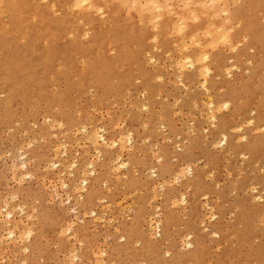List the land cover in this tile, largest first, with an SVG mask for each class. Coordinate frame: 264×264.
<instances>
[{"label":"rangeland","instance_id":"1","mask_svg":"<svg viewBox=\"0 0 264 264\" xmlns=\"http://www.w3.org/2000/svg\"><path fill=\"white\" fill-rule=\"evenodd\" d=\"M92 1L104 14L77 13L71 8L74 0H26L22 30L3 35L0 27V46H5L0 55V219L12 211L19 233L12 243L10 226L0 220V264H172L171 256L193 250L197 261L186 257L184 264H264V149L253 155L242 151L264 133L249 131L247 124L256 115L264 119V0H201L203 7L200 0L188 7L185 0H165L170 6L153 10V22L138 20L143 15L135 16L134 0ZM7 20V12H1L0 25ZM51 30L58 35L50 42L54 55L46 66ZM24 31L27 41H22ZM152 32L157 39L149 38ZM93 33L94 47L101 51L95 70L106 74L103 86L81 73L75 55L59 73V56L81 47ZM119 35L133 36L126 43L127 66L113 63L126 57L124 50H107ZM200 50L209 55L206 89L190 68L181 84L173 65L178 54ZM4 60L7 67L23 66L11 76L18 95L9 100ZM207 93L230 102L215 112L216 123H226V144L217 143L219 134L211 137ZM83 125L87 131L105 129L110 139L130 131L131 146L124 142L121 152L128 163L122 173L112 168L113 148L104 151L105 158L95 157ZM61 143L67 148L68 157L60 162L65 166L75 158L81 170L93 158L98 163L95 177L78 174L72 193L60 187V178L72 177L70 169L59 176L51 167L64 158ZM180 154L185 160L177 166ZM158 156L161 161H155ZM166 159L174 168L160 173ZM184 165L191 167L190 176L178 172ZM81 177L87 180L86 192L91 185L98 197L84 207ZM188 178L195 182L185 183ZM156 221L161 237L153 229ZM29 228L33 235L25 240ZM124 234L130 243L122 242ZM25 245L30 246L25 250Z\"/></svg>","mask_w":264,"mask_h":264},{"label":"bare ground","instance_id":"2","mask_svg":"<svg viewBox=\"0 0 264 264\" xmlns=\"http://www.w3.org/2000/svg\"><path fill=\"white\" fill-rule=\"evenodd\" d=\"M75 2L74 3H72V7L71 8H73L77 13H81L82 11H89L91 14H95L96 16H101L102 14H104V10H102V6L101 5H99V4H97V3H95V2H93L92 0H74ZM132 1V0H131ZM207 2H210L211 4L214 2L213 0H208ZM200 6H202L203 7V5L205 4V1H199V3H198ZM25 6L27 7V5H26V0H0V13L1 12H7V14H8V20L7 21H5L4 23H2L1 25H0V27H1V30H2V32H1V34H3V35H8V34H11V31L12 30H16V29H18V30H22V28H23V19H24V13H25ZM133 6L135 7V16L136 17H139V15L141 16V15H143V17L142 18H139L138 20L141 22L142 20H145V21H150V22H153L155 19H156V17L157 16H152L151 15V12L153 11V10H165V8H167L168 6H170V3L167 1H165V0H134L133 1ZM245 6H246V4H245ZM132 8V7H131ZM244 9H245V7H244ZM243 9V10H244ZM196 17V16H195ZM110 20V19H109ZM112 20V19H111ZM113 21V20H112ZM111 21V22H112ZM22 24V25H21ZM44 25H45V23H44ZM212 25L213 24H211V27H212ZM151 28H154L153 30L155 31V30H157V26L154 24V23H152L151 24ZM178 26V25H177ZM215 26V25H214ZM112 28V25L111 26H109V29H111ZM215 28H217L216 26H215ZM182 29V27H179V28H177L176 30L177 31H180ZM152 30V31H153ZM160 32H159V34H160V36H162L163 35V31H162V27H161V30H159ZM213 31H215L214 29H213ZM117 32H118V29H117ZM16 33V32H15ZM25 33H28L27 31H24V34L22 35V38H24V39H22V41H27L28 39H29V36L28 35H26ZM40 33V32H39ZM245 33V32H244ZM41 34V33H40ZM84 34L86 35L87 34V32H83V36H84ZM58 35V31L57 30H51V32H48V37L46 38V40H45V42L46 43H48L49 42V44L45 47V55H46V57H45V60H44V64L46 65V66H48V64H49V60L51 59V57L54 55L53 54V52H52V49H51V45H50V42H52V40H53V38H54V36H57ZM157 32H152V33H150L149 34V38H152L153 40H155V39H157L156 37H157ZM127 37V39H125V38H123V35H119V37H115L114 38V42L112 41V42H109L108 43V45H107V50H110V49H115V50H124V54L122 55L123 57H124V55H126V57H124V58H120L119 59V57H118V59L117 60H115L113 63H121V64H125L126 66L128 65V60H129V56L127 55V52H126V49H127V42L128 41H132L133 40V36H126ZM95 42H96V37H95V34L93 33V34H90V35H88V38H87V40H85L84 42H83V44L81 45V47H79V48H75L74 46V48L72 47L71 49L69 48V53H62V55H60L59 56V58H60V60H61V62L59 63V58H57L56 57V59L58 60V63L60 64V66H59V69L61 68V70H59L60 72V74L61 73H63L62 72V70H65V68H64V61L65 60H67L68 58H71V55H75V56H78V61L81 63V68H82V71H81V73H83V74H88V75H91V76H89V79L90 80H92L94 83L93 84H96L97 86H103L104 84H106V74H105V70L104 69H102L101 71H97V70H95V64H96V62L98 61V57H97V55H98V53L99 52H101L99 49H97V48H95L94 47V44H95ZM2 43L0 42V45H1ZM4 49H5V46H4ZM4 49H3V45L2 46H0V55L2 56V54L4 55ZM123 53V52H122ZM114 54V53H113ZM117 54V53H116ZM55 56H56V54H55ZM114 56V55H113ZM115 57V56H114ZM208 59H209V55L207 54V53H205V52H203V51H199L198 52V54L197 55H191V54H189V53H186V52H183L182 54H178V56H177V58H175V61L173 62V65H174V67H176L177 69H178V71L179 72H177V73H179V75H177L178 76V81H180L181 82V84H182V74H183V71L185 70V69H187V68H190V69H192V70H194V71H196L195 73L197 74V75H199L200 77H201V79H202V81H201V84H202V86H203V88L204 89H206V81H207V76H208V74H209V71H210V69H209V67H208V63H207V61H208ZM114 60V59H113ZM130 60H134V59H130ZM4 63H5V66L6 67H4V70H6L7 71V75H8V79H7V81L8 82H6V87H8L9 88V91H8V96H7V99L9 100L10 98H15L17 95H18V92L14 89V84H13V82H12V74L14 73V71H18V70H20L21 68H23V66L21 65V64H19L18 62H16L14 65H13V63H12V65H9V67H7V65H8V61H5L4 60ZM131 63V62H130ZM7 64V65H6ZM134 65V64H133ZM127 69V68H126ZM189 69V70H190ZM123 71V70H122ZM177 71V70H176ZM211 72V71H210ZM125 73V72H124ZM184 81L185 80H183V83H184ZM93 84H92V86H93ZM107 85V84H106ZM4 87V86H3ZM94 87V86H93ZM5 88V87H4ZM203 89V90H204ZM208 90V89H207ZM206 91V90H205ZM205 91H204V93H205ZM213 97V96H212ZM208 93H207V101H206V104H205V106H207V109H208V111H209V116H207L208 118H209V122H211L212 124L211 125H213L212 127H214V128H212V129H214V130H212V135H211V137L212 136H214L215 134H219L220 136V139L219 138H217V139H219V141L217 142L218 144H221V143H223V144H226V142H228V139H227V135H226V131H227V127H226V123L224 122V121H220L219 123H216L217 121H216V115H215V112L218 110V109H220V108H223V109H226L228 106H229V103H228V101H224V100H213V98H212ZM223 99V98H222ZM5 100H6V98H5ZM7 100V101H8ZM146 102V101H145ZM235 103V102H234ZM216 105H217V107H216ZM141 106H143V104L141 105ZM235 106V105H234ZM140 107V106H139ZM146 107V106H145ZM144 107V108H145ZM206 117V118H207ZM208 118H207V120H208ZM249 121H248V123L247 124H250L251 125V127H250V129H249V131H251V130H254V128H255V130H262V131H264V119H261V117L259 116V115H256L255 117H254V119L253 118H251V119H248ZM216 123V124H215ZM210 124V123H209ZM216 125V126H215ZM216 127V128H215ZM236 128H237V126H236ZM80 129H81V127H80ZM94 129V128H93ZM97 129H99L98 127H97ZM206 129V128H205ZM205 129L203 130V131H205ZM239 129H240V127H239ZM238 129V130H239ZM82 132H83V136L84 137H86V138H88V141H89V143L92 145V147H93V151H94V154H95V157H104L105 158V154H104V151L105 150H107V149H109V148H113L116 152H117V154L115 155V157L112 159V161H113V164H112V168L115 170V171H117V172H119L120 173V171H121V169H123V168H125L126 167V165L128 164V163H126V161H124V160H122V158H121V152H122V148L124 147V142L126 143V142H128L129 144L128 145H130V141H131V133H130V131H125L126 133H124L123 134V132L122 133H120L118 136H117V138H115V139H110V138H107L106 136H105V132H106V130L105 129H100V131H101V133L99 132V131H97L96 129L95 130H86V127H84V125L82 126V130H81ZM107 134V133H106ZM109 136V135H108ZM217 136V135H216ZM240 136H241V138L242 139H246V134L244 133V135H242L241 133H240ZM87 141V142H88ZM217 141V140H216ZM134 142H135V140H134ZM214 143V142H213ZM216 143V142H215ZM62 144V145H61ZM60 145V147L62 148V150L60 151L61 153H63V156H64V158H62V159H58V160H56L54 163H52V162H50V163H52L51 164V167L52 168H55L56 169V172H53V173H57L58 175L60 174H64V171L66 170V168L67 169H70V172H69V174H71L72 173V177L70 178V179H61L60 178V187L62 188V189H64L66 192H71L72 193V191L74 190V186H75V181H76V177H79L78 176V174H84V176H85V174H88V175H91L92 177H95V173H96V164H98V163H94V159L95 158H93L92 160H89L88 162H86V163H83V164H85V165H83L84 167L82 168V170L79 168L78 169V167H77V160H76V158H75V160L74 159H70V161H67V166H65L64 164H63V162L62 163H60L61 162V160H65L68 156H67V148H66V145H65V143H61ZM213 145V144H212ZM222 145V144H221ZM131 146V145H130ZM133 146H134V144H133ZM213 146H215V144L213 145ZM216 146H218L217 144H216ZM227 146V145H226ZM127 147H129V146H127ZM126 147V148H127ZM221 147V146H220ZM179 148V147H178ZM125 149V148H124ZM261 149H264V133H263V135L262 136H257L253 141H251L249 144H246L245 146H244V148H243V150L242 151H244V152H248V153H250V154H256L258 151H260ZM224 150V149H223ZM71 153V152H70ZM165 153V152H164ZM241 154V153H240ZM242 154H243V152H242ZM62 155V154H61ZM164 155V154H163ZM155 156H157V155H155ZM177 157H178V165L177 166H180V164L181 163H184L183 161L185 160L184 158H185V154H180V155H177ZM101 158V159H102ZM157 158V160H155V161H161V157H156ZM175 160V159H174ZM95 161H97L96 159H95ZM177 161V160H176ZM100 162V161H99ZM186 162V161H185ZM23 163V162H22ZM21 163V164H22ZM80 163V162H79ZM191 163V162H190ZM111 164V163H110ZM104 165V164H103ZM106 165V164H105ZM155 165V164H154ZM22 166V165H21ZM185 166V165H184ZM104 167V166H103ZM22 168H23V166H22ZM174 168V166L173 165H171L169 162H168V160L166 159V161H164V164L161 166V168H160V173H162L163 172V170H165V171H171L172 169ZM196 168V167H195ZM99 169H101V168H99ZM110 169H111V167H110ZM154 169V168H153ZM159 170V169H158ZM99 171V170H98ZM113 171V170H112ZM114 171V172H115ZM152 171H154V170H152ZM181 172L182 173V176L183 175H185L186 173L187 174H189V175H187V176H190L191 175V171H192V169H191V167L189 166V165H186L184 168H182V167H179V169H178V172ZM183 171V172H182ZM194 171V170H193ZM80 172V173H79ZM123 171H121V173H122ZM150 172V171H149ZM159 172V171H158ZM174 172H175V170H174ZM177 172V173H178ZM153 173V172H152ZM152 173H150V175L152 174ZM176 173V174H177ZM81 174V175H82ZM59 175V176H60ZM153 175V174H152ZM178 176L180 175V173L179 174H177ZM195 174H193L192 176H194ZM58 176V177H59ZM87 176V175H86ZM125 176V175H124ZM178 176H176V177H178ZM196 176H197V173H196ZM195 176V177H196ZM90 177V176H89ZM97 177H99V176H97ZM123 177V176H122ZM175 177V176H174ZM181 177V176H180ZM185 177V176H184ZM91 178V177H90ZM162 178V177H161ZM173 178V177H172ZM93 179V178H92ZM91 179V180H92ZM127 179V178H126ZM175 179V178H174ZM179 179V178H178ZM96 180V179H95ZM167 180V179H166ZM169 180V179H168ZM194 179H185L184 181H185V183L187 182V183H189V181L190 182H195V181H193ZM198 180V179H197ZM196 180V181H197ZM97 181V180H96ZM95 181V182H96ZM163 181V180H162ZM174 181H176V179L174 180ZM92 182V181H91ZM154 182V181H153ZM183 182V181H182ZM79 183L82 185L80 188L81 189H83V191L84 192H86V189H84L85 187H86V185H87V180H86V178L85 177H81L80 178V181H79ZM78 183V184H79ZM93 183V182H92ZM157 183V182H156ZM162 183V182H161ZM160 183V184H161ZM164 183H165V179H164ZM76 184H77V182H76ZM163 184V183H162ZM193 184V183H192ZM191 184V185H192ZM185 185V184H184ZM159 186V185H158ZM89 187L91 188V190H88V192H86L85 194H83V195H80V196H82V202H80L79 204H80V207H84L85 205H90V204H93L94 203V201H96V198H98L97 197V194H96V189L94 190V189H92V186L91 185H89ZM88 187V188H89ZM162 187V186H161ZM189 187V186H188ZM192 187V186H191ZM94 188V187H93ZM161 190H162V188H160ZM187 189V188H186ZM78 191V190H77ZM81 191V190H80ZM165 191V190H164ZM163 191V192H164ZM254 191V190H253ZM75 192V191H74ZM167 193V192H166ZM165 193V195H169V194H166ZM184 193V192H183ZM161 194V193H160ZM257 194H259V193H257ZM178 195H179V193H178ZM181 195V194H180ZM263 195V194H262ZM79 196V195H78ZM159 196V195H158ZM164 196V195H163ZM175 197V196H174ZM75 198H77V197H75ZM257 198L258 199H260V200H262V196H257ZM257 198H255V199H257ZM78 199H80V198H78ZM177 199H178V197H177ZM175 200V199H174ZM80 200H78V202H79ZM172 201V200H171ZM182 204L185 202V197L183 196V195H181V198H180V200H179ZM77 202V203H78ZM174 203H175V205H176V201L174 202V201H172V203L171 204H173L174 205ZM177 204L178 205H180V203L179 202H177ZM186 204V203H185ZM78 205V204H77ZM174 205V206H175ZM187 205V204H186ZM159 206V205H158ZM166 206V205H165ZM177 206V205H176ZM79 207V206H78ZM79 207V208H80ZM167 207V206H166ZM184 207V206H183ZM158 208V207H157ZM182 209V211H183V208H181ZM20 210H22L21 208H20ZM95 210H91V212H92V216H96V214L97 213H95L94 212ZM6 213H5V215H4V218H3V220L2 219H0L1 221H2V223H3V225H6V226H8L9 228H8V235H9V239L11 238V242L12 243H15V235L16 234H18V236H19V233L16 231V229H17V224H16V222L12 219V211H10V210H7V211H5ZM89 212V211H88ZM155 212V211H154ZM157 214H158V212H157ZM156 215V214H155ZM161 215V214H160ZM164 216V215H163ZM162 216V217H163ZM212 216H213V214H212ZM212 216H210V217H212ZM164 218V217H163ZM162 218V219H163ZM154 219V218H153ZM165 219H167V218H165ZM158 220H160V219H158ZM150 221H152V220H150ZM149 221V222H150ZM162 221V220H161ZM164 221H166V220H164ZM166 223H168V222H166ZM165 223V224H166ZM84 224V223H83ZM149 224V223H148ZM156 225L155 226H153V229H154V231H155V233H157V232H159V227H160V223H159V221L157 222L156 221V223H155ZM164 224V223H163ZM164 224V225H165ZM83 226V225H82ZM149 226L150 227H152L151 226V224H149ZM166 226H167V224H166ZM71 228V227H70ZM164 228H165V226H164ZM30 229L31 228H29V229H25V232L23 233V235L22 236H24L25 237V240H27V239H29L30 238V235H33V234H30ZM152 229V228H151ZM158 229V230H157ZM162 229V228H161ZM31 231H32V229H31ZM72 231H73V229H72ZM153 231V230H152ZM157 231V232H156ZM6 233H7V229H6V231H5ZM75 232V231H74ZM73 232V233H74ZM78 232V231H77ZM138 232H140L139 230H138ZM137 232V233H138ZM32 233V232H31ZM163 233H164V231H163ZM22 233H20V235H21ZM128 234V233H127ZM158 234V236H160L161 237V234L160 233H157ZM156 234V235H157ZM7 235V236H8ZM138 235V234H137ZM151 235H152V232H151ZM166 236H167V234H165ZM119 236H121L120 234H119ZM190 236V235H189ZM2 237V236H1ZM136 237V236H135ZM141 237H142V235H141ZM121 238V237H120ZM122 238H123V240H122V242L124 241V244L125 243H130V241H131V238L129 237V236H126L125 234L122 236ZM149 238H151V237H149ZM163 238V237H162ZM187 239H188V237H186ZM23 239V238H22ZM21 239V240H22ZM160 239V238H159ZM143 240H145V239H143ZM156 240H158V239H156ZM155 240V241H156ZM142 241V240H141ZM147 241V240H146ZM160 241V240H159ZM158 241V242H159ZM193 241V240H192ZM150 242H151V240H150ZM153 242V241H152ZM144 243V242H143ZM148 243V242H147ZM154 243V242H153ZM151 244V243H150ZM150 244L148 245V244H146L147 246H148V249L150 250H152V248H154V246L152 247V248H149V246H150ZM191 242L189 241V240H187V242H186V246L188 245V246H191ZM29 246L30 245H25V246H23V249H28L29 248ZM144 246V245H143ZM146 247V246H145ZM145 249H147V247L145 248ZM175 249V248H174ZM192 249V248H191ZM190 249V250H191ZM194 249V248H193ZM192 251V250H191ZM190 251V252H191ZM194 251V250H193ZM191 252V253H189L187 256H184V254L185 253H183V256L184 257H182L181 256V254L179 255V257H177V258H173V256H171L172 257V259H173V263L172 264H182L183 263V261H184V259H186V257H190L192 260H190L191 262H196L197 261V255H196V250L194 251V252ZM105 252V251H104ZM166 252V251H165ZM169 252V251H168ZM189 252V251H188ZM101 253V252H100ZM173 254H175V253H173ZM175 255H177V254H175ZM186 255V254H185ZM178 256V255H177ZM73 257H75V255L73 256ZM171 257H170V259H171ZM169 259V261H171ZM189 261V260H188ZM186 262V261H185ZM184 262V263H185ZM183 263V264H184ZM168 264H169V262H168Z\"/></svg>","mask_w":264,"mask_h":264},{"label":"snow or ice","instance_id":"3","mask_svg":"<svg viewBox=\"0 0 264 264\" xmlns=\"http://www.w3.org/2000/svg\"><path fill=\"white\" fill-rule=\"evenodd\" d=\"M190 4H191V0H185V7L190 6Z\"/></svg>","mask_w":264,"mask_h":264}]
</instances>
